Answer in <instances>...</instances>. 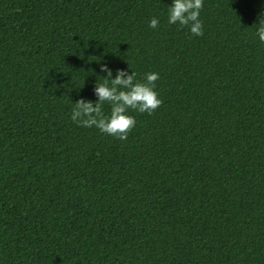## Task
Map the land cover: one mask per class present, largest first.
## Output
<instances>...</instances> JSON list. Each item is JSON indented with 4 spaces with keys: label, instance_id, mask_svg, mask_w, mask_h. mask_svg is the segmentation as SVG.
Masks as SVG:
<instances>
[{
    "label": "trees",
    "instance_id": "1",
    "mask_svg": "<svg viewBox=\"0 0 264 264\" xmlns=\"http://www.w3.org/2000/svg\"><path fill=\"white\" fill-rule=\"evenodd\" d=\"M172 3L0 0V264H264V0ZM101 64L159 74L126 140L71 119Z\"/></svg>",
    "mask_w": 264,
    "mask_h": 264
},
{
    "label": "clouds",
    "instance_id": "2",
    "mask_svg": "<svg viewBox=\"0 0 264 264\" xmlns=\"http://www.w3.org/2000/svg\"><path fill=\"white\" fill-rule=\"evenodd\" d=\"M203 0H173L169 7V24H179L181 27H190V32L196 36H203V24L200 12L203 9ZM257 35L264 42V19L260 20ZM159 26L158 18L150 21V27ZM100 70L107 73L103 83H97L94 93L97 101H85L83 98L74 103L71 119L76 124L97 128L101 133L108 134L120 140H126L128 133L136 125L135 117L129 115V109L151 115L162 105V100L155 91L159 74L147 73L143 82L136 80V73L117 69L115 78L107 64H101ZM107 102L111 106L109 116H105L102 106Z\"/></svg>",
    "mask_w": 264,
    "mask_h": 264
}]
</instances>
